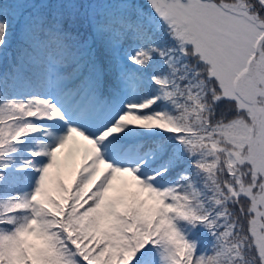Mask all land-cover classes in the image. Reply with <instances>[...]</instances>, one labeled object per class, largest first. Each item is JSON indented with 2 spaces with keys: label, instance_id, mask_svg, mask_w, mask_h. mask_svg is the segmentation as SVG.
<instances>
[{
  "label": "snow or ice",
  "instance_id": "6c2138e0",
  "mask_svg": "<svg viewBox=\"0 0 264 264\" xmlns=\"http://www.w3.org/2000/svg\"><path fill=\"white\" fill-rule=\"evenodd\" d=\"M0 264H264V0H0Z\"/></svg>",
  "mask_w": 264,
  "mask_h": 264
}]
</instances>
